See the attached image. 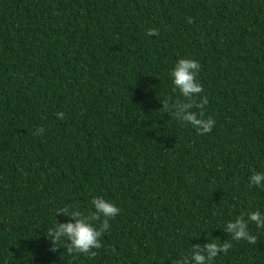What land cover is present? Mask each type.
Segmentation results:
<instances>
[{
  "label": "trees",
  "instance_id": "1",
  "mask_svg": "<svg viewBox=\"0 0 264 264\" xmlns=\"http://www.w3.org/2000/svg\"><path fill=\"white\" fill-rule=\"evenodd\" d=\"M186 58L216 121L205 135L162 109L183 99L171 71ZM253 171L264 0H0V264H173L264 214ZM97 196L120 208L98 255L51 251L47 229L70 219L57 209ZM248 231L257 244L231 241L211 264H264V228Z\"/></svg>",
  "mask_w": 264,
  "mask_h": 264
},
{
  "label": "clouds",
  "instance_id": "2",
  "mask_svg": "<svg viewBox=\"0 0 264 264\" xmlns=\"http://www.w3.org/2000/svg\"><path fill=\"white\" fill-rule=\"evenodd\" d=\"M188 22H192L191 18ZM146 35L159 36V30L149 28ZM200 70L201 64L194 59L178 60L171 71V77L173 91L178 89L183 99H177L172 103L164 100L162 109L184 125L190 124L198 135H205L212 131L216 121L212 117L205 118L204 109L209 100L206 95L201 96L204 87L197 80ZM57 116L63 119L64 113L58 112ZM43 133L44 129L41 127L34 134ZM249 183L251 186L264 188V172L253 171ZM91 205L93 207L87 212H82L79 208L71 209L69 206L57 209L56 216L63 214L70 219L66 223L57 220L53 227L47 229L46 235L52 242L51 251H58L63 247L70 256L82 254L95 258L98 255L97 250L103 247L102 237L110 230V220L119 215L120 208L99 196L91 200ZM249 222L255 223L258 228H264V214L259 210L252 211L247 214V220L244 215H240L235 221L227 222L224 229L230 234L231 241L245 240L250 244H257L258 237L248 231ZM208 239L210 242L195 244L188 255L174 261L173 264H211L218 255L227 254L232 247V242L228 239L221 243L217 242V238Z\"/></svg>",
  "mask_w": 264,
  "mask_h": 264
}]
</instances>
